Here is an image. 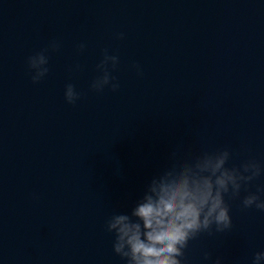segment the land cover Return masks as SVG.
Wrapping results in <instances>:
<instances>
[{
  "label": "clouds",
  "instance_id": "obj_1",
  "mask_svg": "<svg viewBox=\"0 0 264 264\" xmlns=\"http://www.w3.org/2000/svg\"><path fill=\"white\" fill-rule=\"evenodd\" d=\"M117 38L123 39L124 34L119 33ZM59 48V42L53 40L47 48L27 58L33 84L39 83L49 72L47 53ZM85 48L84 43L77 46L79 52ZM118 64L119 57L109 55L104 49L103 58L97 65L101 74L91 82L90 89L96 93H102L105 88L117 91L120 85L111 72ZM133 67L138 75H142L138 64ZM81 96L74 84L65 85L66 103L74 105ZM231 158L228 148L204 151L188 158L179 157L177 151H172L170 164L147 183L131 213H114L107 219L106 231L114 234L115 254L126 264H186L182 258L189 241L204 233L214 236L231 231L233 221L225 197L240 198L241 190H246L264 172L254 159L229 167ZM262 192L264 187L248 192L241 200L242 207L264 211ZM203 256L209 260L211 253L206 251ZM262 261L264 251L255 253L252 264ZM214 264H222V259L217 257Z\"/></svg>",
  "mask_w": 264,
  "mask_h": 264
},
{
  "label": "water",
  "instance_id": "obj_2",
  "mask_svg": "<svg viewBox=\"0 0 264 264\" xmlns=\"http://www.w3.org/2000/svg\"><path fill=\"white\" fill-rule=\"evenodd\" d=\"M264 43V0H251Z\"/></svg>",
  "mask_w": 264,
  "mask_h": 264
}]
</instances>
